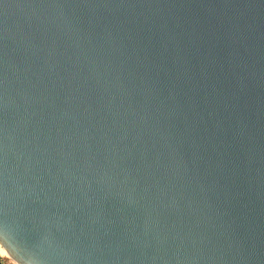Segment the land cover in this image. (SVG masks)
<instances>
[{"label": "water", "instance_id": "1", "mask_svg": "<svg viewBox=\"0 0 264 264\" xmlns=\"http://www.w3.org/2000/svg\"><path fill=\"white\" fill-rule=\"evenodd\" d=\"M0 244L264 264V0H0Z\"/></svg>", "mask_w": 264, "mask_h": 264}, {"label": "rangeland", "instance_id": "2", "mask_svg": "<svg viewBox=\"0 0 264 264\" xmlns=\"http://www.w3.org/2000/svg\"><path fill=\"white\" fill-rule=\"evenodd\" d=\"M0 258L2 259L4 264H15L16 262L11 257L2 255L1 253H0Z\"/></svg>", "mask_w": 264, "mask_h": 264}, {"label": "bare ground", "instance_id": "3", "mask_svg": "<svg viewBox=\"0 0 264 264\" xmlns=\"http://www.w3.org/2000/svg\"><path fill=\"white\" fill-rule=\"evenodd\" d=\"M0 253L2 255L9 256L8 252L5 250V248L1 244H0Z\"/></svg>", "mask_w": 264, "mask_h": 264}, {"label": "built area", "instance_id": "4", "mask_svg": "<svg viewBox=\"0 0 264 264\" xmlns=\"http://www.w3.org/2000/svg\"><path fill=\"white\" fill-rule=\"evenodd\" d=\"M15 264H18L17 262H15Z\"/></svg>", "mask_w": 264, "mask_h": 264}]
</instances>
